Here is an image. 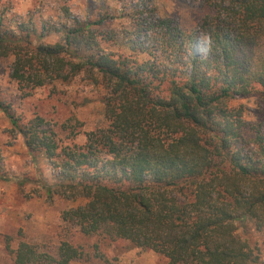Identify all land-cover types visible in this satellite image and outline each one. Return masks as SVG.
<instances>
[{"label":"trees","instance_id":"trees-1","mask_svg":"<svg viewBox=\"0 0 264 264\" xmlns=\"http://www.w3.org/2000/svg\"><path fill=\"white\" fill-rule=\"evenodd\" d=\"M204 3L212 12L199 23L207 54L186 64L195 35L169 21L137 20L133 52L148 56L140 60L101 45L113 38L100 34L101 16L63 25V42L53 44L42 30L56 27L0 20V58L11 59L20 90L86 74L106 91L108 126L83 144L61 145L42 117L18 118L1 102L0 110L31 157L41 155L56 174L53 185L42 182L48 199L84 201L61 213L81 234L126 241L167 264H264L236 226L264 228V129L230 105L256 87L264 95V0ZM40 248L21 242L15 264L83 256L65 241L54 255Z\"/></svg>","mask_w":264,"mask_h":264},{"label":"rangeland","instance_id":"rangeland-1","mask_svg":"<svg viewBox=\"0 0 264 264\" xmlns=\"http://www.w3.org/2000/svg\"><path fill=\"white\" fill-rule=\"evenodd\" d=\"M204 1L0 0V20L12 26L29 20L39 29L56 27L57 30L48 32L42 30L44 41L53 44L63 42V25L95 21L101 16L105 21L100 34L113 37L105 43L101 40V45L140 60L148 56L133 52L137 20L146 25L169 21L171 28H177L183 35H195L191 48L186 49L182 57L186 64L192 54L199 57L207 54L209 39L199 29V23L212 12ZM149 33L141 38L144 47L150 44ZM10 62L11 59L0 58V102L16 117L25 120L42 117L61 145L83 144L86 133L108 126L102 103L106 91L86 74L67 82L55 81L20 90L10 76ZM230 105L241 108L242 117L250 127L260 124L264 129V95L260 88L232 100ZM10 129L8 118L0 110V264H15L14 251L21 242L42 246L54 255L62 241L70 243L83 255L69 264H167L164 257L151 250L131 247L126 241L106 238L103 233L86 236L63 222L61 213L84 201L80 198L66 201L56 196L48 199L42 182L53 185L56 174L41 155L33 159L24 146L23 137ZM236 226L263 261L264 228L256 230L248 220L236 222Z\"/></svg>","mask_w":264,"mask_h":264}]
</instances>
